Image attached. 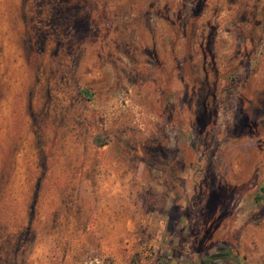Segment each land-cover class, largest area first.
<instances>
[{
	"label": "rangeland",
	"instance_id": "rangeland-1",
	"mask_svg": "<svg viewBox=\"0 0 264 264\" xmlns=\"http://www.w3.org/2000/svg\"><path fill=\"white\" fill-rule=\"evenodd\" d=\"M262 189L264 0H0V264H264Z\"/></svg>",
	"mask_w": 264,
	"mask_h": 264
},
{
	"label": "trees",
	"instance_id": "trees-1",
	"mask_svg": "<svg viewBox=\"0 0 264 264\" xmlns=\"http://www.w3.org/2000/svg\"><path fill=\"white\" fill-rule=\"evenodd\" d=\"M264 189H262V191H263ZM262 193V192H261ZM263 200V196H262V194H260V193H257V194H255V196H254V201L255 202H261Z\"/></svg>",
	"mask_w": 264,
	"mask_h": 264
},
{
	"label": "crops",
	"instance_id": "crops-1",
	"mask_svg": "<svg viewBox=\"0 0 264 264\" xmlns=\"http://www.w3.org/2000/svg\"><path fill=\"white\" fill-rule=\"evenodd\" d=\"M115 200H116V202H118V201H119L117 198H116ZM110 201H113V200H111V199H110ZM110 201H109V203H110Z\"/></svg>",
	"mask_w": 264,
	"mask_h": 264
}]
</instances>
